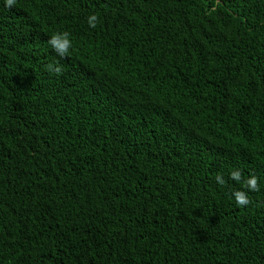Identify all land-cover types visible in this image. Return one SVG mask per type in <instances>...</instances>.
<instances>
[{
  "label": "trees",
  "instance_id": "1",
  "mask_svg": "<svg viewBox=\"0 0 264 264\" xmlns=\"http://www.w3.org/2000/svg\"><path fill=\"white\" fill-rule=\"evenodd\" d=\"M0 264H264V0H0Z\"/></svg>",
  "mask_w": 264,
  "mask_h": 264
},
{
  "label": "clouds",
  "instance_id": "2",
  "mask_svg": "<svg viewBox=\"0 0 264 264\" xmlns=\"http://www.w3.org/2000/svg\"><path fill=\"white\" fill-rule=\"evenodd\" d=\"M16 5L17 0H4V6L9 10H11ZM87 21L89 27L94 29L99 23V17L97 14H91L88 16ZM48 45L56 53L57 56L61 58H66L70 55V51L73 47L71 34L68 31L56 32L50 36L48 40ZM45 68L49 72V74L54 73L56 76H60L63 73V67L58 62L56 64L49 63L45 65ZM229 176L230 179L241 183L243 189H246V191L235 190L232 193V197L234 198L236 204L240 207H246L251 203L248 198V193L260 191L258 177L253 174L245 179L239 169L231 171ZM216 182L221 186L225 185L226 183L221 174H217Z\"/></svg>",
  "mask_w": 264,
  "mask_h": 264
}]
</instances>
